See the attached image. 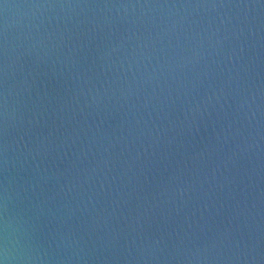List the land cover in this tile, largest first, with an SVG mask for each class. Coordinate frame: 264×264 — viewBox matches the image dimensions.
<instances>
[{
    "label": "clouds",
    "instance_id": "obj_1",
    "mask_svg": "<svg viewBox=\"0 0 264 264\" xmlns=\"http://www.w3.org/2000/svg\"><path fill=\"white\" fill-rule=\"evenodd\" d=\"M28 7L40 15L22 35L0 30V264L261 259L247 10L264 0Z\"/></svg>",
    "mask_w": 264,
    "mask_h": 264
},
{
    "label": "water",
    "instance_id": "obj_2",
    "mask_svg": "<svg viewBox=\"0 0 264 264\" xmlns=\"http://www.w3.org/2000/svg\"><path fill=\"white\" fill-rule=\"evenodd\" d=\"M45 2V0H0V30H2L4 23L7 21L9 25V35L10 37H15L22 35L26 30V26L32 23L34 20L39 19V11L34 8H29V5ZM48 2H104V0H48ZM132 2H137V0H132ZM140 3H165V2H221V0H139ZM226 3H248L258 4L260 0H223ZM7 3L9 7L4 8V4ZM43 11V10H40ZM59 11L49 10L48 14L51 15L52 12ZM67 11V10H65ZM79 12L80 10H76ZM238 11L241 16H243V9L233 10ZM248 19L252 20L255 26L260 30L261 39L256 46V54L258 55L261 62V73L264 75V9L257 8L255 10L249 9ZM35 13V16L33 15ZM262 178L260 181V186L264 189V173L261 174ZM256 193L253 192V195ZM261 221H264V207L261 208ZM260 235L264 237V222L261 223ZM262 249H264V241L261 244ZM255 264H264V254L262 258L255 261Z\"/></svg>",
    "mask_w": 264,
    "mask_h": 264
}]
</instances>
